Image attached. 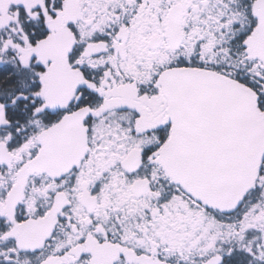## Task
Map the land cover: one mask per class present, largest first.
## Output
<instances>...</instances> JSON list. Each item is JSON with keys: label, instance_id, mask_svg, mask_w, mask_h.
Returning <instances> with one entry per match:
<instances>
[{"label": "snow or ice", "instance_id": "snow-or-ice-1", "mask_svg": "<svg viewBox=\"0 0 264 264\" xmlns=\"http://www.w3.org/2000/svg\"><path fill=\"white\" fill-rule=\"evenodd\" d=\"M0 264H264V0H0Z\"/></svg>", "mask_w": 264, "mask_h": 264}]
</instances>
